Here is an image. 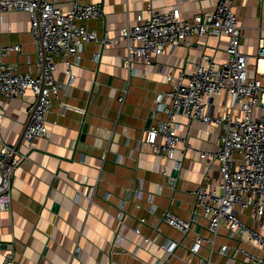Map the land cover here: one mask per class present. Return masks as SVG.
<instances>
[{
  "label": "crops",
  "instance_id": "0c3cea01",
  "mask_svg": "<svg viewBox=\"0 0 264 264\" xmlns=\"http://www.w3.org/2000/svg\"><path fill=\"white\" fill-rule=\"evenodd\" d=\"M53 1L66 11L73 5V0ZM85 1L103 8L102 17L88 21V27L112 37L128 23L135 24L140 14L147 15L149 7L166 12L177 4L182 18L191 19L198 12L213 10L218 0ZM233 8L242 26L241 48L252 66L249 74L254 76L264 39V2L234 0ZM9 45L19 47L7 60L21 72L35 71L37 47L30 16L23 9L0 12V46ZM227 45L226 36L194 34L174 52L155 56L147 66L137 64L138 71L132 75L123 65L125 41L113 46L86 44L80 63L72 66V81L65 58L58 62L59 99L47 115L48 137L32 141L24 137L29 106L35 100L31 90L6 102L0 108V132L6 143L16 146L15 158L20 162L10 179L11 209H0V264L7 249L15 251V264H190L193 239L209 236L207 220L200 217L185 237L161 215L170 209L186 219L192 217L195 191L206 174L220 175L219 161L202 156L219 148V139L212 126L178 115L179 132L186 139L175 154L183 160L178 169L175 160L151 150L146 130L155 121L152 109L157 95L171 88L166 73L190 72L204 53L221 62ZM224 102L223 96L213 98L216 114ZM139 188L142 197L137 195ZM196 211L203 213L199 207ZM141 218L146 222L141 223ZM137 226L156 243L144 240ZM118 236H122L120 246L114 243ZM167 239L180 242L174 255L161 246ZM216 241V248L222 243L238 244L227 236L226 228ZM198 254L211 258L210 264H241L217 251L211 254L207 243Z\"/></svg>",
  "mask_w": 264,
  "mask_h": 264
},
{
  "label": "built area",
  "instance_id": "2783aa9c",
  "mask_svg": "<svg viewBox=\"0 0 264 264\" xmlns=\"http://www.w3.org/2000/svg\"><path fill=\"white\" fill-rule=\"evenodd\" d=\"M233 6L234 0H218L213 10L198 12L191 19L182 18L177 4L166 12L149 7L147 15L140 14L135 24L128 23L117 36L111 37L100 36L87 25L88 21L103 15L102 5L98 2L73 0L72 8L66 11L53 0H0V12L10 9L28 12L37 47L35 71L21 72L6 58L19 46H0V108L15 97L25 96L28 90L35 96L29 106V120L24 130L28 141L50 135L46 121L59 99L58 62L65 58L66 73L72 81V66L80 63L86 44L97 42L113 46L125 41L123 65L135 75L137 64L147 66L155 56L174 52L178 46L187 43L191 35L227 37V55L221 62L204 53L202 61L195 62L190 72L181 69L176 74L173 71L166 73L165 81L171 83V88L157 95L156 106L152 109L155 121L146 130L145 140L151 150L163 158L175 160L174 166L178 169H182L183 160L177 159L175 154L182 144H186L179 132L178 115L212 126L219 139V148L203 152L202 156L219 161L220 175L206 174L195 191L196 206L192 217L186 219L170 209L161 215L165 223L185 237L193 231L200 217L207 220L209 236L199 235L193 239L189 247L191 256L187 258L190 264L211 263V258L198 254L206 243L210 245L211 254L217 251L241 264H264V69L261 67L264 39L257 51V74L251 76L249 55L241 48L242 26ZM216 96L225 98L219 114L213 110ZM17 153L16 146L6 143L0 132V183L1 168L6 163L3 156L15 154L16 157ZM19 162L14 158L9 164L8 180L0 188L1 210L11 209L10 179ZM164 173L167 174L166 168ZM171 186L176 188L175 182ZM137 195L142 197L141 188ZM196 207L203 213H197ZM118 217L123 219V210ZM140 222L145 223L146 218H141ZM223 228L229 238L237 240L236 246L222 243L216 248L217 237ZM135 230L143 235L144 240L154 242L143 234L141 226ZM121 242L122 236L114 240L117 246ZM179 244L167 239L161 246L174 255ZM197 256L200 261L195 263ZM15 262V251L5 250L1 264Z\"/></svg>",
  "mask_w": 264,
  "mask_h": 264
},
{
  "label": "water",
  "instance_id": "95a60500",
  "mask_svg": "<svg viewBox=\"0 0 264 264\" xmlns=\"http://www.w3.org/2000/svg\"><path fill=\"white\" fill-rule=\"evenodd\" d=\"M3 157H5L6 163L1 168L2 182L0 183V188H2L4 183L8 180L7 171H8V168H9V164L15 158V154H11V155H8V156H3Z\"/></svg>",
  "mask_w": 264,
  "mask_h": 264
}]
</instances>
